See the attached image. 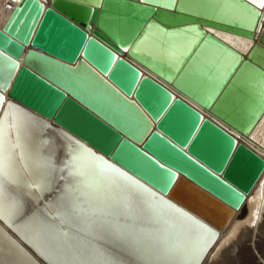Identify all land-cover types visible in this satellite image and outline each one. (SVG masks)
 Here are the masks:
<instances>
[{"label":"water","instance_id":"water-1","mask_svg":"<svg viewBox=\"0 0 264 264\" xmlns=\"http://www.w3.org/2000/svg\"><path fill=\"white\" fill-rule=\"evenodd\" d=\"M261 3L19 0L0 29V116L11 102L41 123L43 137L55 133L75 146L55 124L62 126L221 230L214 213L237 211L264 185ZM230 38L249 42L245 52ZM54 185L32 201L37 208L54 197ZM262 195L255 226L264 221V187ZM27 214L26 205L15 223ZM245 219L238 227L249 226ZM0 230L31 264H47L1 220ZM228 233L215 237L209 260L226 250Z\"/></svg>","mask_w":264,"mask_h":264},{"label":"snow or ice","instance_id":"snow-or-ice-1","mask_svg":"<svg viewBox=\"0 0 264 264\" xmlns=\"http://www.w3.org/2000/svg\"><path fill=\"white\" fill-rule=\"evenodd\" d=\"M3 99L0 96V102ZM9 110L25 112L9 102L0 116V220L17 231L31 224L26 242L41 250L47 264H200L217 236L213 229L193 221L198 226L193 237L191 230L175 228L162 208L193 218L78 141L71 151L66 146L65 159L57 167L54 155L32 149L30 126L10 118ZM18 153L33 159L38 169L66 173L59 176L65 183L58 195L45 205L54 211L45 210L43 217L34 213L22 224L15 221L24 199L14 189L23 188L24 196L35 199L34 192L42 197L52 183L50 175L24 179L15 168ZM9 255L0 246V264H9Z\"/></svg>","mask_w":264,"mask_h":264},{"label":"bare ground","instance_id":"bare-ground-1","mask_svg":"<svg viewBox=\"0 0 264 264\" xmlns=\"http://www.w3.org/2000/svg\"><path fill=\"white\" fill-rule=\"evenodd\" d=\"M18 1L19 0H0V29L7 20V18L9 17L12 9L14 8L15 4ZM262 11H263V17L260 23L258 34L256 35V39L260 37L261 42L264 44V7ZM226 38L228 39L229 37ZM230 39H232V41L234 42L233 44L235 45V47H237V49H239V51L245 52L246 46L249 44V42L241 39H234V38H230ZM16 103L20 105L22 108H25L26 110L30 111L32 114L39 116L38 118H40L41 120L49 124H52L51 123L52 120H48L45 117L40 116L36 112L31 111L29 108L21 105L18 102ZM9 112H10V118L15 116V118L18 121H20L22 124H26L30 126L31 136L29 142L31 143L32 149L34 151L39 150L46 156L51 154L54 155V157L58 154L59 151H62L61 159L59 161V165H60L61 161H63L66 156V146L68 151L75 149L76 146L71 145V143L67 139L55 133H51L46 137H43L42 135L43 128L41 123L27 116L26 114L14 113L12 110H9ZM55 125H57L60 128V130L62 129V131L68 133L72 138L78 140V142H81V144H83L85 147L91 149L92 152H95L91 147H89L88 144L84 143L76 136L71 135L64 128H62V126L58 124ZM45 141H47V143H45ZM15 168L16 171L26 180L34 179L35 177H38L40 175H50L52 186L54 184L55 185L53 187L54 197H52L49 201L53 200L58 195L61 186L65 183L64 180L59 179V176L66 175V173H61L58 171L52 172L50 169H44V168L38 169L33 159H30L27 156L21 158L19 153L17 154ZM140 183L145 185L147 188L151 189L152 192H155L152 188H150L143 182L140 181ZM14 190L19 192V194L23 196L24 207L27 205L29 209V214L19 219L17 224H22L29 217H32L34 213L38 214L39 217H43L45 214V210L49 213L54 211V209L51 207L45 209L44 206L42 209H40L33 204L32 201L38 200L40 197L38 193L35 192L33 193V195L36 196V198L33 199L31 197L24 196L23 188H18ZM46 192L47 191H45L43 195ZM179 196L181 195L179 194ZM164 199L170 201L177 208L187 213L188 216L192 217L194 220L199 221L200 223L207 225L208 227L213 229V231L217 233V239L223 237L227 232L230 233V234L228 233L227 235V241L225 242L227 243L228 246L226 250L223 252V254L219 258L209 260L210 253L213 250L214 246L216 245V242H213L212 243L213 245L211 244L210 248L206 249L200 264H262L258 262L257 254H259L264 260V221L259 223V225L257 226L253 225L254 221L256 220L258 211L261 208V203L263 199L262 186H260L257 190L249 193L246 197L244 204L237 211H232L228 207H224L225 209L224 208L220 209V211L214 213L213 218L214 220H216V223H218L219 228H221V230H218V228L205 222L204 220H202L201 218H199L198 216H196L195 214H193L183 206L171 200L168 196H164ZM161 211L167 218H169L173 222L175 228L191 230V235L193 237L197 235L198 226L195 223H193L191 220H188L185 217H180L179 214L175 213L171 209L162 208ZM244 217H246V219L244 220L243 224L247 223L249 226L238 227L237 220L242 219ZM32 223H36L35 218L33 219ZM234 223L235 225H233ZM30 227L31 224L27 225L25 228L19 229L18 230L19 234L17 230L14 231L18 235V237H20L23 241L26 242L27 241L26 232L30 229ZM26 243L30 245L29 242ZM0 246H3L5 251L7 253H10V255L6 257V259L9 261V264H11V262L16 260L22 261L23 264H31L22 255H20V253L16 249H14L9 243L3 241L1 237H0ZM254 250H256V252H254ZM35 251H37V253H39L42 257H44L41 250L36 248ZM129 264H131V262H129Z\"/></svg>","mask_w":264,"mask_h":264}]
</instances>
